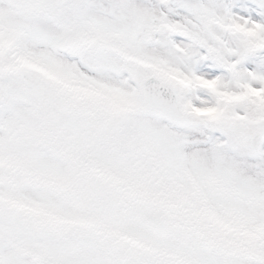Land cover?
Masks as SVG:
<instances>
[{
	"label": "snow or ice",
	"instance_id": "6c2138e0",
	"mask_svg": "<svg viewBox=\"0 0 264 264\" xmlns=\"http://www.w3.org/2000/svg\"><path fill=\"white\" fill-rule=\"evenodd\" d=\"M0 264H264V0H0Z\"/></svg>",
	"mask_w": 264,
	"mask_h": 264
}]
</instances>
